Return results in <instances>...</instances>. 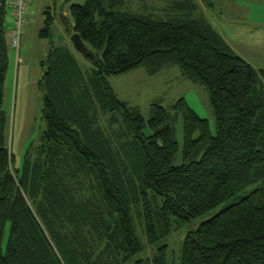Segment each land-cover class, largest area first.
<instances>
[{"label": "trees", "instance_id": "1", "mask_svg": "<svg viewBox=\"0 0 264 264\" xmlns=\"http://www.w3.org/2000/svg\"><path fill=\"white\" fill-rule=\"evenodd\" d=\"M189 1L173 5L168 17L123 10L121 0L72 4L68 34L77 33L95 60H87L92 67L84 72L69 48L49 50L38 82L45 127L39 144L28 145L17 163L5 137L9 46L3 0L0 264H145L135 259L141 246L133 204L153 244L168 237L171 218L194 220L264 182V70L236 55L203 16L194 18ZM203 2L213 7L212 0ZM47 15L41 38L50 36ZM168 65L208 89L215 136L184 99L172 106L173 115L152 103L145 122L106 80L141 67L153 75ZM167 252L161 245L152 264H166ZM181 264H264V184L188 233Z\"/></svg>", "mask_w": 264, "mask_h": 264}, {"label": "rangeland", "instance_id": "2", "mask_svg": "<svg viewBox=\"0 0 264 264\" xmlns=\"http://www.w3.org/2000/svg\"><path fill=\"white\" fill-rule=\"evenodd\" d=\"M213 1L215 8L211 12L207 10L208 7L203 0L189 1V4L195 5L192 10L193 17L200 18L203 16V12L206 13L207 20L218 27L232 48L240 53L243 60L255 70H264V0ZM183 2L184 0H121V8L137 14L150 13L157 17H165V15L168 17L173 13L171 10L173 5L183 4ZM84 3L85 0H34L26 13L28 25L25 28L18 54L16 55L15 51L8 49L9 63L3 96V111L7 121L5 137L11 152L15 154L17 163L21 161L28 145L32 144L35 147L39 144L40 133L45 126L42 121L44 96L38 86L34 85L31 88L30 85L28 87L22 110L19 106L18 95L15 102L13 83L15 68L26 65L39 70L38 77L40 80L43 74L41 64L47 60L49 50L58 47L69 48L67 45L69 34L60 23L59 16L64 15V12H68L69 15V8L72 4L82 5ZM47 13L51 17L50 36L41 38L39 34L45 26ZM5 20L9 28L12 22L10 14L7 13ZM69 20L72 28L73 22L70 15ZM70 50L84 72L92 67L87 59L73 47H70ZM106 80L117 99L126 102L129 106L137 107L145 122L150 118L149 109L152 103L159 102L173 115L172 106L178 100L184 99L200 119L208 122L211 134L215 136L217 133L215 118L209 103L208 89L199 83L188 80L176 65H168L153 75L149 74L146 67H141L122 75L107 77ZM117 116L115 113V117ZM147 130V128L144 130L145 133L148 132ZM174 137L178 143L176 164L180 165L183 147L180 116L177 117L174 124ZM262 184L264 182H259L242 190L226 202L194 220L179 224L174 218H171V232L168 237L153 244L147 242L143 219L138 213L140 212L139 209L133 204L131 215L135 235L141 246V253L135 259H141L145 264H152L158 248L164 244L168 251L166 264H181L182 246L188 233L196 231L201 224L238 203L252 189L258 188ZM150 205L152 209L156 206L152 197L150 198ZM140 209L142 210L141 206ZM7 237L8 228L3 240V249L6 246Z\"/></svg>", "mask_w": 264, "mask_h": 264}, {"label": "crops", "instance_id": "3", "mask_svg": "<svg viewBox=\"0 0 264 264\" xmlns=\"http://www.w3.org/2000/svg\"><path fill=\"white\" fill-rule=\"evenodd\" d=\"M213 2V7L212 8H208V11H213L215 8L214 5V1ZM206 14V13H205ZM203 12V17L207 20L208 16L205 15ZM64 16L68 17L69 19V15L68 12H64ZM207 22L213 27V29L224 39V41L229 45V47L233 50V52L235 54H238L239 57H242L240 55V53H237L232 46L230 45L229 41H227V39L225 38L224 34L221 33V31L218 29V27L216 25H214L212 22H209L207 20ZM28 25V23H27ZM26 25V27H27ZM10 27V26H9ZM25 27V28H26ZM69 28L72 29L70 27V20H69ZM9 29V28H8ZM25 32V31H24ZM24 35V34H23ZM23 37V36H22ZM69 36H67V45H69V49L70 47H72V43L69 40ZM22 40V39H21ZM74 48V47H73ZM11 49V48H9ZM20 50V49H19ZM14 52V50H12ZM243 59V58H242ZM8 63H9V59H8ZM38 71L39 70H35L34 68L28 67V66H24L22 65L21 68H19L18 66L15 68V72H14V93H15V102L17 100V95L19 96L18 102H19V106L22 110L24 104H25V96L27 95V89L28 87L31 85V88L34 87V85L38 86V82H39V77H38ZM19 83V86H18ZM18 86V89H17Z\"/></svg>", "mask_w": 264, "mask_h": 264}, {"label": "built area", "instance_id": "4", "mask_svg": "<svg viewBox=\"0 0 264 264\" xmlns=\"http://www.w3.org/2000/svg\"><path fill=\"white\" fill-rule=\"evenodd\" d=\"M34 0H6L8 14L12 22L7 31V44L9 48L15 51L16 55L21 46V39L28 23L26 13Z\"/></svg>", "mask_w": 264, "mask_h": 264}, {"label": "water", "instance_id": "5", "mask_svg": "<svg viewBox=\"0 0 264 264\" xmlns=\"http://www.w3.org/2000/svg\"><path fill=\"white\" fill-rule=\"evenodd\" d=\"M2 2L3 0H0V13L2 8ZM59 21L62 24V26L65 28V31L69 33V19L68 17L64 15L59 16ZM70 42L72 43L74 49L82 55L84 58L90 61L95 60L94 54L84 45L83 41L81 40L80 36L77 33H72L69 38Z\"/></svg>", "mask_w": 264, "mask_h": 264}, {"label": "bare ground", "instance_id": "6", "mask_svg": "<svg viewBox=\"0 0 264 264\" xmlns=\"http://www.w3.org/2000/svg\"><path fill=\"white\" fill-rule=\"evenodd\" d=\"M72 30V29H71ZM71 32V31H70Z\"/></svg>", "mask_w": 264, "mask_h": 264}]
</instances>
